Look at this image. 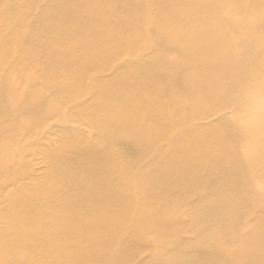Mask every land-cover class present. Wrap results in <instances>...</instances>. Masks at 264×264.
Returning <instances> with one entry per match:
<instances>
[{
	"label": "bare ground",
	"instance_id": "6f19581e",
	"mask_svg": "<svg viewBox=\"0 0 264 264\" xmlns=\"http://www.w3.org/2000/svg\"><path fill=\"white\" fill-rule=\"evenodd\" d=\"M98 1H80L82 18L66 19L74 23L73 36L52 46L56 64L72 65L64 75L73 86H58L53 75L41 90L62 92L46 109L61 112L74 105L75 117L93 126L101 140L118 141L122 156L93 153L79 139L51 151L52 172L45 183L7 194L1 205L0 264H129L143 248L146 228L158 234L170 228L178 235L173 248H160L169 264H264V187L254 186V172L240 153L264 159V119L255 115L252 125H241L222 116L189 125L235 97L243 99L258 82L257 71L264 79V35L256 38L264 18H251L254 3L264 13V0H124L131 6L121 12L122 0H102L111 3L109 8ZM116 15L122 18L119 25ZM224 15L230 18L224 31L241 37L238 44L247 42L249 56L242 60L227 59L236 54L232 45L223 47L210 32L188 33L195 25L211 30L214 18ZM149 21L155 25L147 34ZM63 41L75 49L68 51ZM158 41L175 44L179 59L155 48ZM147 46L154 49L144 55ZM121 55L127 60L115 75L99 79ZM88 76L95 91L92 104L82 101ZM227 126L235 132L230 143L219 135ZM184 204L192 206L189 220L176 217ZM258 210L247 226L246 219ZM195 222V234L181 237L180 229ZM233 241L239 245L232 247Z\"/></svg>",
	"mask_w": 264,
	"mask_h": 264
},
{
	"label": "rangeland",
	"instance_id": "374dc122",
	"mask_svg": "<svg viewBox=\"0 0 264 264\" xmlns=\"http://www.w3.org/2000/svg\"><path fill=\"white\" fill-rule=\"evenodd\" d=\"M75 1H78L77 5L72 1L65 2V0H0V155L4 153L0 157V162L8 160L0 169V210L7 194L34 191L45 183L52 172L49 154L51 151L61 150L67 142L73 139H79L93 153L111 152L117 157L122 156L118 141L101 140L94 132L96 129L93 126L75 117L72 113L74 105L68 104L61 112L46 109L50 104L53 105L56 99H61L63 93H56L47 89L45 92L42 91L41 86L45 82L44 79L52 78L55 75L59 81L58 86L66 85L68 87L69 83H71L70 86H73L72 79L67 80L65 76L66 70L72 65L56 64L55 57L51 52L52 46L56 48L63 36H73L69 32L73 31L74 23H68L66 21L67 16L75 14L79 16L76 20L79 19L83 9L77 7L78 3L86 0ZM238 1L233 0L234 4ZM97 3L105 8H109L108 5H111L108 1L103 4L102 0ZM139 3L141 2H137V4ZM98 4H95L94 7L96 12V8H99ZM248 4L252 3L248 1ZM15 5H17L16 8ZM128 5L131 6L129 2L122 0L117 11L121 12ZM254 6L255 14L251 18L260 22L264 18L263 10L261 7H257L258 5L255 3ZM137 10H142V6L138 7ZM57 12L59 15L53 17ZM250 13L248 11L247 14ZM156 17L153 16L152 18ZM113 20L116 25L122 23V18L119 15L114 16ZM228 21H230L229 16L224 15L221 20L214 18L215 27L213 29L209 30L203 25H195L189 29L188 33L210 32L212 39L223 47L232 45L231 52L236 54L235 56L227 55V59L242 60L240 58L249 56L247 42L244 46L242 42H239L240 45L237 40L241 37L233 39L230 33L224 31L225 27H229L226 25ZM189 24L188 20V26ZM152 25L155 23L149 21L146 27L147 34L151 33L149 30H152ZM261 30L256 34V38L264 35V30ZM240 36L244 35L240 34ZM245 37H243V41H245ZM73 44L69 43L66 46L63 41V45L68 51L75 49ZM154 47H160L170 60L176 61L180 57L178 47L169 41H158ZM154 47L143 48V54L149 55ZM24 54H27L30 59L25 60ZM126 60L125 55L119 56L109 69L98 76L99 79L108 80L112 78L117 70V65ZM44 74L51 75L44 77ZM256 75L259 77L258 82L248 90L244 95L245 97H242L243 99L235 97L231 103L221 107L218 112L216 111V113L214 112L200 121L193 120L189 125L215 122L222 116L236 124H238L237 121L240 124L242 122L241 125L245 123L252 125V117L255 115L262 121L264 119V79L261 77V71H257ZM92 80V77L88 76L84 81L85 90L82 101L89 104L95 102V91L91 87ZM261 106L262 108L257 111ZM182 128L185 126L179 127V129ZM219 135L223 141L230 143L234 140L235 132L227 126ZM259 152L262 153V151L257 153ZM240 153L245 160L246 168L250 172H254L253 177L255 179L252 178L254 186L263 188L264 159L258 162L253 155H245L243 151ZM148 162L147 158H142L143 164ZM192 199L196 200L195 197ZM260 214L261 210H258L256 214L247 218L246 225L253 224ZM132 215L133 211L129 210V221L132 220ZM168 215L165 214V216ZM191 215L192 206L190 204L180 205L176 210L177 219L189 220ZM196 223L183 226L180 229L181 237L190 236L191 230L195 234L196 229L193 226ZM177 237L178 235L170 228L165 229L160 234L146 228L140 239L143 248L137 252L129 264H169L167 254L163 253L160 248L171 246L173 248ZM238 245V241L231 242L232 247Z\"/></svg>",
	"mask_w": 264,
	"mask_h": 264
}]
</instances>
